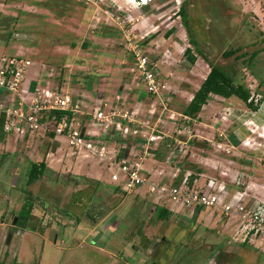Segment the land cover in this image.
Here are the masks:
<instances>
[{"label":"rangeland","instance_id":"rangeland-1","mask_svg":"<svg viewBox=\"0 0 264 264\" xmlns=\"http://www.w3.org/2000/svg\"><path fill=\"white\" fill-rule=\"evenodd\" d=\"M180 6L197 49L189 41ZM177 44L190 49L203 72L209 71L208 64L221 66L236 83L249 88L256 108L264 104V0H150L145 5L139 0H0V67L15 55L40 62V68L46 64L53 74L48 77L50 85L45 84L58 91L69 88L84 103L98 99L97 93L93 99L86 96L88 80L98 83V77L111 76L104 73L105 66L126 72L118 68L132 66L133 49L151 47L152 59L166 48L172 51L169 64L164 62L172 78L169 73H177L175 67L185 55L173 49ZM237 47L242 58L223 57L224 51ZM254 51L258 53L252 55ZM218 103L222 104L219 99ZM227 105L229 110H222L228 112L225 118L219 113L211 118L228 120L238 110L248 135L235 141L218 129L212 141L200 139V150H193L192 156L193 143L189 144L180 159L181 167L203 173L202 186L224 184L221 195L231 207L223 211L205 207L193 212L177 206L168 218L159 219L158 209L165 207L146 192L124 193L92 157L81 159L95 161L100 178L73 173L76 158L69 154L67 164V158L60 159L61 152L50 157L51 167L47 165L38 182L28 185L27 167L32 161L41 162L42 155L19 138L14 144L19 155L12 153L13 143L0 145V264H229L231 256L241 264H264V123L254 124V110L246 105L238 109ZM196 123L194 118L189 123L190 143L198 133L205 136L211 130ZM34 134L46 135L37 132L23 138ZM198 154L207 156L208 163H193ZM48 158L44 157L46 164ZM70 187L77 190L70 197L57 193ZM26 191L33 195L31 221L8 238V227ZM96 205L102 217L92 219L88 213ZM152 236H164L169 242L153 251Z\"/></svg>","mask_w":264,"mask_h":264},{"label":"built area","instance_id":"built-area-1","mask_svg":"<svg viewBox=\"0 0 264 264\" xmlns=\"http://www.w3.org/2000/svg\"><path fill=\"white\" fill-rule=\"evenodd\" d=\"M148 1L139 3L145 5ZM185 49H181V55ZM132 51L127 83L111 102L100 99L88 112L81 109L72 93L29 80L31 60L19 55L8 57L0 67V90L5 95H0L1 131L16 138L37 132L61 136L70 155L92 157L103 164L110 182L118 189L131 194L146 187L151 199L170 211L177 206L193 212L205 207L230 209L231 204L221 195L223 183L217 187L202 186L189 168L181 167L180 159L185 157L192 137L189 123L193 118L169 106L175 88L168 80L159 78L158 60L151 58V47ZM40 70L47 78L53 74V68L46 64ZM169 77H174L171 72ZM138 86L152 99L146 120L139 118V108L133 107L125 95ZM219 114L226 117L224 112ZM84 116L91 117L88 129L82 124ZM161 144L165 152L157 161L156 152ZM152 160L155 165L147 169L145 162Z\"/></svg>","mask_w":264,"mask_h":264},{"label":"crops","instance_id":"crops-1","mask_svg":"<svg viewBox=\"0 0 264 264\" xmlns=\"http://www.w3.org/2000/svg\"><path fill=\"white\" fill-rule=\"evenodd\" d=\"M178 45V44H177ZM177 48H173V49H182L183 47L181 46H176ZM180 47V48H178ZM167 49V48H166ZM166 49L164 51H162L161 55L159 57H157L158 60V76L161 79L164 80H168L169 83L175 88V92L172 93L170 95V105L172 108H174L175 110L177 109H181L179 112H182L183 109L186 107V105L190 102L193 93L198 89V87L200 86L201 82L204 80V78L206 77L207 73L209 71H202V67L200 68V62L199 59H195V61L192 63L189 59V56L185 55L183 56V58L180 60L179 64H177L175 68V73L174 77L172 78H168V71L170 70V67L165 66L164 62L169 64L170 61H168V58L171 60L172 59V55L171 53H173L172 51H166ZM169 52V53H168ZM192 54V52H190ZM194 56V55H193ZM128 60V59H126ZM100 61H104V60H100ZM96 63H99L98 60L93 61ZM40 62L38 61H32V66L29 69L28 73H27V78L29 80H34V81H38V83L40 85H45V87H49L47 86L45 83L50 85V81L49 78H47L44 73H41L40 71V67H39ZM166 64V65H167ZM131 65V64H130ZM199 65V66H198ZM131 66H125V67H119L118 70H124L126 72H119L117 71L114 72V70L116 68L111 67V66H105V72L104 73H108V75L111 76H101L98 77L99 81L98 83H95L91 80H88L87 85L90 87L89 89L85 90L86 96H88L90 99H93V94L95 95L96 93V97H94L95 99H97L96 101L98 102L99 99L101 100H107V102H111L115 96V94L117 92H119L120 87L122 88V85L127 83L128 78L131 76V74L129 73V69ZM117 70V69H116ZM115 70V71H116ZM180 70V71H179ZM117 74L118 76L115 77L113 74ZM113 81V82H112ZM178 81V82H176ZM182 81V82H181ZM198 81V84H196V87L193 86V84ZM176 83V84H175ZM183 83V86H179L178 84ZM65 91H68L70 93L73 92V90H69L66 89ZM72 91V92H71ZM73 94V93H72ZM0 95H4V93L0 90ZM126 98L129 100V103L134 107L139 108V118L140 119H144L146 120L148 118V115L145 113V111L148 110L149 107V103L147 104V101L149 102V97H147V95L144 93V91L141 89L140 86L135 87L133 90H131L130 92H128V94H125ZM74 96V95H73ZM100 96V97H99ZM10 99V96H7ZM175 97H177V103L174 102ZM75 98V97H74ZM220 100L222 102L217 104V100ZM6 101L7 98H5ZM75 100L78 102L79 100H77L75 98ZM84 103L82 100L79 101V103ZM230 103L235 104L234 108H241L242 105H245L243 101H241L239 98L235 97V96H230V97H222L219 95H215V94H211L207 100V102L202 106L201 110L198 112V114L196 115V117L194 118L196 120V125L198 126H205V127H209L211 130L208 132L207 135L202 136L198 133L199 137L195 140V142H191L190 144H192V149L191 151V156L194 155V151L193 150H200V146L202 145L203 142H200V139H204L205 141H212L211 139V135L215 134L217 132V130H221L220 133H224L223 131H225L226 135L225 137H227V139L230 137V139H233L235 141H241L243 140V138H245L248 133H249V128L248 126H246V124H243V122L239 121L241 120V116L237 115L238 110H234L233 113H231V116L228 117V120L230 121V123H228V120H222L220 122V120L218 119H212L211 117L213 115H216L218 113L223 112L222 110H226V108L229 110V107L227 104L230 105ZM86 108V112H88L91 109V106L93 105V103H84L83 104ZM182 105V106H181ZM227 106V107H225ZM82 109V108H81ZM221 110V112H219ZM178 111V110H177ZM227 114V113H226ZM214 118V116H213ZM252 121L254 122V124H262L264 123V104H260L252 113L251 116ZM90 121H91V117L89 116H84V118H82V124L84 125L85 128H90ZM235 122V124H233V122ZM228 131L232 133V135H228ZM198 132V130H197ZM112 134L113 136L115 135V133H109ZM39 135V134H38ZM36 134L34 135H29L28 137L24 138H16L12 135H6L1 131V135H0V145L3 148V144L5 143H13V149H15L12 153H16L15 155H19L20 153L19 151V147H17V145H14L15 143L17 144V140L19 142H26L27 143V147L29 148H33V150L37 152H39V155H42L40 158L41 162H47L46 159H44V157H49V163L46 165H49V167H51L50 162L52 161L50 159V157L58 155V153L61 152V158L60 159H66V163L69 164L70 162V156H69V152H68V147L65 143V140L63 137L61 136H53V134H46L45 136L41 135L38 136ZM202 137V138H200ZM116 141L118 140V138H115ZM111 144H114V142H110ZM119 143V142H118ZM9 147V145H8ZM5 148V147H4ZM164 152H165V147L164 144H161L158 151L156 152V158L155 160L160 161L163 156H164ZM41 153V154H40ZM199 158H197V160L193 161V163H203L202 165H205L208 163V157L205 155H201L198 154ZM202 156V157H201ZM82 157H77L75 160V163L72 162L71 167L73 168V170H71L73 173L75 172V170L79 171L77 173H85L86 175L89 176H94L95 177H99L98 173L95 170V166H94V162L92 161V163L90 162H85L87 160L82 161L81 159ZM201 158V159H200ZM78 161H81V164H77ZM32 162H38V160L36 161H32ZM71 164V163H70ZM84 164H88V166H85ZM153 164L155 165L154 161L152 160L150 161H146L145 162V167L147 169L151 168L153 166ZM88 167V168H86ZM187 167V166H186ZM199 167V166H198ZM198 169V168H197ZM92 170H94L95 173L91 172ZM192 171V173H194L193 175L195 176V178L198 179L199 182V177L203 174L202 172H199L197 170H193L190 169ZM103 175V174H102ZM198 176V177H197ZM100 178V177H99ZM146 192V187H142L139 194L144 196ZM147 193V192H146ZM148 197H150L148 195ZM151 198V197H150Z\"/></svg>","mask_w":264,"mask_h":264},{"label":"trees","instance_id":"trees-1","mask_svg":"<svg viewBox=\"0 0 264 264\" xmlns=\"http://www.w3.org/2000/svg\"><path fill=\"white\" fill-rule=\"evenodd\" d=\"M180 15L183 16L185 27L187 28V32L189 35V41L197 49L198 44L193 38L190 30L188 22L186 21V11L184 6H180L178 9ZM240 48L229 49L223 52V57H234L235 59L242 58V54H240ZM190 49L186 48L185 53L189 56L190 61L193 63L195 61V57L190 53ZM258 51H254L252 55H256ZM210 69L207 73L204 80L201 82L198 89L193 93V96L190 102L183 109L182 113L190 116L191 118H195L198 112L201 110L202 106L207 102L209 96L211 94L219 95L222 97H230L235 96L239 98L244 104L249 107L251 110H255L256 106L252 102V97L249 88H247L242 83H236L234 81V76L223 69L221 66L215 64H208ZM60 115L62 112H56ZM1 135V128H0ZM47 169V165L45 162H30L29 166L26 170V179L28 185H34L38 182L41 176L44 174ZM66 180V179H65ZM26 197L21 204L19 212L16 214V225L18 227H25L27 223L31 220L32 217V209H33V195L29 192H24ZM94 213V215H93ZM99 213H101V208L95 206V209H91V212L88 215L91 216L92 219L95 217H102ZM171 214V211L160 207L158 209V218L166 219ZM96 215V216H95Z\"/></svg>","mask_w":264,"mask_h":264},{"label":"flooded vegetation","instance_id":"flooded-vegetation-1","mask_svg":"<svg viewBox=\"0 0 264 264\" xmlns=\"http://www.w3.org/2000/svg\"><path fill=\"white\" fill-rule=\"evenodd\" d=\"M75 191H77L76 188L73 189L72 187H70V188H67V189L66 188L65 189H61L57 193H59V195H64V196L68 195V197H70V196H72L74 194ZM49 196H52V193H49ZM27 224H29V222ZM26 226H28V225H26ZM15 228H16V230H15L16 232L18 230L22 229V227H18L16 225V215H13V218H12V221H11V225L8 227V231H9L8 232V238L13 234ZM150 241H151V249L153 251H155V249L157 250V249L163 248L164 244H167L169 242V239L165 238L164 236H161L160 238H156L155 236H152V237H150ZM159 251H158V253H159ZM237 260H239V259H236V260L232 259V256H231L230 259L228 260V263L229 264H233V262H234L235 264L236 263L241 264ZM150 264H155V262H151ZM217 264H220V263L218 262Z\"/></svg>","mask_w":264,"mask_h":264}]
</instances>
